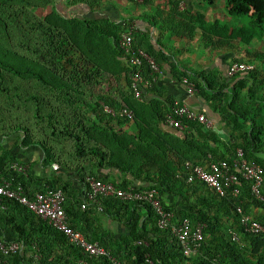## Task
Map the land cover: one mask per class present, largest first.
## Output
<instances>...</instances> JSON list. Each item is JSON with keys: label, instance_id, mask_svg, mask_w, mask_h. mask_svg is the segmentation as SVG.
<instances>
[{"label": "trees", "instance_id": "trees-1", "mask_svg": "<svg viewBox=\"0 0 264 264\" xmlns=\"http://www.w3.org/2000/svg\"><path fill=\"white\" fill-rule=\"evenodd\" d=\"M203 1L213 5L216 0ZM224 1L230 17H245L247 23L229 29L215 21L201 28L214 35H218L216 29H229L227 38L242 44L264 42V0ZM78 2L97 8L100 0H67L69 5ZM129 23L66 15L57 10L54 0H0L2 173L19 182L28 197L48 189L61 190L69 226L98 242L122 264H264V233L246 232L236 210L240 205L249 215L251 207L260 208L261 214L249 216L264 224V201L254 198L249 182L240 178L234 185L237 193L229 190L220 195L202 182H187L185 166L186 162L206 166L230 161L240 148L248 161L262 167L264 177V51L256 50L254 57L262 67L227 76L225 81L203 72L183 73L196 91L218 103L231 131L225 147L211 128L198 121L180 119L181 128L169 125L166 118L173 115L174 99L147 95L157 92L158 81L144 86L140 98L134 96L130 88L133 68L118 46L120 33ZM221 34L220 45L228 40L225 31ZM133 38V45L139 47L135 32ZM142 74L150 80L148 66H143ZM100 80L110 84L115 80L118 85L102 91L94 86ZM123 106L132 111L131 117L117 113ZM34 146L43 152L41 166L77 169L84 185L83 201L72 194L71 180L55 173L37 175L24 161V149ZM89 160L131 176L110 181L117 187L156 190L163 207L174 213V221L188 218L193 226L203 225L198 249L184 255L170 230L157 226V215L145 202L116 196L88 202L86 177L109 181L86 170ZM12 162L27 164L26 172L10 169ZM170 197L177 199L178 206L169 202ZM105 216L120 222L125 233L116 235L102 227L100 219ZM230 228L238 234V241L231 238ZM0 229L13 241L34 246L37 264H112L107 256L84 254L46 220L2 196ZM17 253H0V258L10 263L8 258Z\"/></svg>", "mask_w": 264, "mask_h": 264}, {"label": "crops", "instance_id": "crops-1", "mask_svg": "<svg viewBox=\"0 0 264 264\" xmlns=\"http://www.w3.org/2000/svg\"><path fill=\"white\" fill-rule=\"evenodd\" d=\"M54 3L57 10L66 15L108 18L118 24L125 23L126 20L130 21L129 24L135 26V36L137 43H140L139 47L146 52H151L163 71L156 83L157 92L147 95L160 99L163 96L171 97L203 113L210 121L207 127L218 135L223 141L222 145L228 146L231 131L221 117L218 103H213L198 90L192 95H187L180 82L184 76L183 73L192 76L193 73L199 72L213 75L217 81H225L228 78L226 71L232 60L246 62L253 65V68L262 67L261 63L254 62V57L256 50L264 51L263 41L258 40L256 44H242L238 39L227 38L230 35L229 29L237 27L240 22L227 14L225 4H217L215 1L213 5H210L203 0H143L142 2L100 0L97 8L94 6L91 8L85 2L69 5L67 0H54ZM197 14H202V18ZM215 21L221 25L226 24L229 29L227 31L216 29L218 35H214L201 28L203 23L211 26ZM221 31L226 32L228 39L223 41L222 45L218 44L219 37L224 36ZM251 44L255 48L248 49ZM260 44L263 48L262 45L259 46ZM110 85L114 88L118 83L115 80H112L111 84L100 80L94 86L106 91ZM158 92H161L162 96ZM22 155L24 161L28 162L37 175L51 176L55 173L64 180H71L72 194L83 201L84 185L79 180L76 168L65 171L57 164H54L52 168L41 166L40 158L43 157V152L41 153V150L35 146L24 149ZM85 168L98 176H106L109 181L131 179L130 175L122 174L117 169L99 167L93 160L87 161ZM168 200L175 201L178 206L177 199L170 197ZM261 213L262 210L257 207L249 209L250 216L254 217ZM100 223L102 227L114 231L116 235L125 233V227L110 217H102ZM0 236L5 241L13 242L14 240L6 230L0 229ZM19 245L17 255L8 258L10 264H37L38 256L34 252V246L21 243Z\"/></svg>", "mask_w": 264, "mask_h": 264}, {"label": "built area", "instance_id": "built-area-1", "mask_svg": "<svg viewBox=\"0 0 264 264\" xmlns=\"http://www.w3.org/2000/svg\"><path fill=\"white\" fill-rule=\"evenodd\" d=\"M134 1L142 2L143 0ZM134 32L135 26L128 24L126 29L120 33L118 46L133 68L130 88L134 96L140 98L142 88L150 85L151 82L158 81L163 71L151 55L133 45ZM143 66L149 67L151 81L144 78L142 74ZM252 69H254L253 65L246 62L233 61L229 64L226 74L228 77H234L237 74ZM180 82L187 95L195 93L194 83L188 77L183 76ZM106 110L112 114L115 113L111 108L106 107ZM117 113L127 117L132 116V111L126 106L121 107ZM180 119L198 121L205 124V126L210 125V121L203 113L190 107L183 101L174 100L173 115H168L166 122L169 125L181 128ZM185 166L188 169L186 181L189 183L195 181L202 182L208 189L224 195L229 190L237 193L238 189L234 185L242 178L249 182L250 192L254 198L258 201H264V194L262 192L264 181L263 169L259 164L248 161L240 148L236 149L235 157L230 161L219 160L210 162L206 166L186 162ZM9 168L20 173H25L28 165L12 162ZM85 181L87 184L85 197L88 202L96 203L100 196H116L121 200L142 201L150 205L157 215V226L170 230L181 245L184 255H191L201 245L203 225L197 224L193 226L188 218L174 221V213L163 207L156 190H136L132 186L120 188L110 181H103L101 178L95 176H87ZM0 196L17 201L40 218L46 220L50 225L60 230L70 242L77 245L84 254L96 257L107 256L112 264H122V262L111 256L109 251L98 242L89 241L80 231L74 230L69 226L66 213L62 206L65 196L61 190L48 189L43 192H35L33 196L28 197L24 192L23 186L19 182L14 181L13 178L5 177L0 169ZM85 206L86 204L84 202L81 207L85 208ZM236 210L240 214V222L246 232L264 233V224L252 220L249 215L243 212L240 205L236 207ZM229 233L233 240H239V236L233 228L229 229ZM19 246L17 241L6 244L0 238V253L3 255H10L17 252ZM0 264L10 263L6 258H0Z\"/></svg>", "mask_w": 264, "mask_h": 264}, {"label": "rangeland", "instance_id": "rangeland-1", "mask_svg": "<svg viewBox=\"0 0 264 264\" xmlns=\"http://www.w3.org/2000/svg\"><path fill=\"white\" fill-rule=\"evenodd\" d=\"M216 3L217 4H225V1L224 0H216ZM37 13L38 14H42V9H38L37 10ZM238 19V21L240 22V23H247V18H245V17H241V18H237ZM253 44H256V42H253ZM253 44H251V45H249V47H248V49H252V48H255L254 47V45ZM262 44H260L259 46H261ZM244 47H246V46H244ZM262 48H263V45H262ZM254 62H256V63H259L258 61H254ZM96 87V86H95ZM97 88V87H96ZM98 89V88H97Z\"/></svg>", "mask_w": 264, "mask_h": 264}]
</instances>
